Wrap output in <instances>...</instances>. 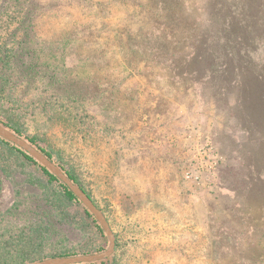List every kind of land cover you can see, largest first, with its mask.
Returning <instances> with one entry per match:
<instances>
[{"label":"rangeland","instance_id":"374dc122","mask_svg":"<svg viewBox=\"0 0 264 264\" xmlns=\"http://www.w3.org/2000/svg\"><path fill=\"white\" fill-rule=\"evenodd\" d=\"M162 1L0 0L1 28H17L5 34L18 45L16 112L91 197L72 188L81 205L66 201L20 167L0 195L1 247L37 241L41 256L77 255L33 264H264V83L240 76L263 46L249 55H237L238 39L236 54L212 48L210 79L182 81L171 65L184 69L188 51L161 50L158 40L179 10ZM154 37L141 55L125 51L128 38ZM0 137L64 180L24 141ZM39 216L47 230L35 240Z\"/></svg>","mask_w":264,"mask_h":264},{"label":"trees","instance_id":"16d2710c","mask_svg":"<svg viewBox=\"0 0 264 264\" xmlns=\"http://www.w3.org/2000/svg\"><path fill=\"white\" fill-rule=\"evenodd\" d=\"M171 1L175 2L174 7L178 8L179 11L165 18L162 32L158 36L159 39L154 37L131 44L128 38L124 44L127 53L134 57L141 55L147 50V42L158 43V39L162 43L161 46L159 45L161 50H167L171 47L173 48L171 51L177 50L179 56L184 51H188L187 55L179 60V63L185 66L184 69L178 70L176 63L171 65L174 68L173 73L174 75L177 74L178 79L182 81L187 79L208 80V75L214 64L210 63L209 59H205L207 51L217 48L222 53L233 50L236 54L235 46H232V44L233 40L238 39L240 41V49L237 50V55L239 52L240 54L246 53L244 55L256 54L259 51L260 44L258 45L257 43L255 47H252V45L260 42L263 46L262 59L255 64L246 56L245 59H248L246 62L247 66L242 69L240 76L246 72V74L252 75L255 80L264 83V0H201L193 3V6H196L195 9L190 7L186 8L187 10L185 9L186 0ZM164 2L166 1H162V4H165ZM184 11L189 13L186 18L183 15ZM16 30L17 28L10 29L9 26L1 28L0 25V127L17 139L24 141L48 162L54 164L73 186L77 187L81 193L91 200L75 168L58 152L45 145L42 137L34 133H28L21 115L16 112L17 100L14 94H17L18 87L13 80L19 78L21 71L13 67V63L18 57L16 49L18 45L16 39L9 40L13 38L12 35L5 37L6 32L12 33ZM124 30L121 29L120 31ZM125 31L126 34L131 32L130 30ZM169 32L171 37L168 36ZM196 65L197 67H194ZM199 70H202V72L200 73ZM11 106H14L15 109ZM20 167L35 168L45 178L48 186L55 185L58 187L64 200L81 205L77 196L63 181L38 163L27 152L0 137V195L3 191L5 179L15 178L19 174ZM84 214L91 220L105 244L107 242L106 236L99 223L86 209H84ZM46 230V220L39 216L31 223L29 234L30 237L38 240L44 235ZM22 235L26 236L25 229H22L17 234L18 240L22 238ZM35 243L28 245L32 246V249L25 247V244H16L8 248H3L0 245V264H33L46 258H71L77 256L67 253L50 257L41 256L39 255L40 245L37 241ZM103 251V248H99L95 253ZM80 264H111V262Z\"/></svg>","mask_w":264,"mask_h":264},{"label":"water","instance_id":"95a60500","mask_svg":"<svg viewBox=\"0 0 264 264\" xmlns=\"http://www.w3.org/2000/svg\"><path fill=\"white\" fill-rule=\"evenodd\" d=\"M0 129H2L4 132H2V131H0V133H3V134H6V135H8V136H10V137H13V138H15V139H17L16 137H14L12 134H10L8 131H6V130H4L3 128H1L0 127ZM37 153V152H36ZM39 156H41L40 154H38ZM42 157V156H41ZM43 159H44V157H42ZM46 162H48L47 160H45ZM46 168V167H45ZM64 177V176H63ZM63 182L70 188V190L74 193V191L72 190V188H76V190L79 192V193H81V191L77 188V187H75V186H73L65 177H64V180H63ZM71 186V187H70ZM75 194V193H74ZM84 197H86L83 193H81ZM76 195V194H75ZM87 198V197H86ZM88 199V198H87Z\"/></svg>","mask_w":264,"mask_h":264},{"label":"bare ground","instance_id":"6f19581e","mask_svg":"<svg viewBox=\"0 0 264 264\" xmlns=\"http://www.w3.org/2000/svg\"><path fill=\"white\" fill-rule=\"evenodd\" d=\"M1 130V129H0Z\"/></svg>","mask_w":264,"mask_h":264}]
</instances>
